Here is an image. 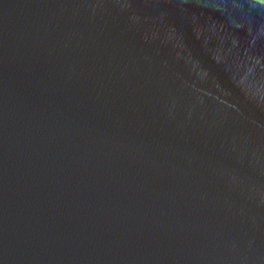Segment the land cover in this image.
I'll return each instance as SVG.
<instances>
[{
    "label": "water",
    "instance_id": "obj_1",
    "mask_svg": "<svg viewBox=\"0 0 264 264\" xmlns=\"http://www.w3.org/2000/svg\"><path fill=\"white\" fill-rule=\"evenodd\" d=\"M0 264H264V0H0Z\"/></svg>",
    "mask_w": 264,
    "mask_h": 264
}]
</instances>
